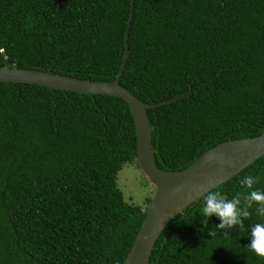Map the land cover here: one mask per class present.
Here are the masks:
<instances>
[{
	"label": "trees",
	"instance_id": "trees-1",
	"mask_svg": "<svg viewBox=\"0 0 264 264\" xmlns=\"http://www.w3.org/2000/svg\"><path fill=\"white\" fill-rule=\"evenodd\" d=\"M131 4L122 86L152 102L219 72L147 109L158 167L264 132V0H0V67L111 80ZM135 158L121 97L0 81V264H122L145 215L116 183ZM246 175L264 191V155L210 191L243 197ZM207 193L163 227L148 264H264L247 246L255 204L221 229L200 212Z\"/></svg>",
	"mask_w": 264,
	"mask_h": 264
},
{
	"label": "water",
	"instance_id": "water-1",
	"mask_svg": "<svg viewBox=\"0 0 264 264\" xmlns=\"http://www.w3.org/2000/svg\"><path fill=\"white\" fill-rule=\"evenodd\" d=\"M132 7L124 33V50L115 77L108 81L78 78L53 71L24 67H0V81L36 83L50 88L87 94H110L121 97L129 106L136 134V163L152 186L150 200L144 204L145 215L122 264H148L153 244L170 219L188 204L217 187L264 155V132L239 139L219 142L199 154L180 170L158 167L153 159L150 120L147 109L169 103L211 82L181 92L168 99L145 102L119 83L128 54V30Z\"/></svg>",
	"mask_w": 264,
	"mask_h": 264
},
{
	"label": "clouds",
	"instance_id": "clouds-1",
	"mask_svg": "<svg viewBox=\"0 0 264 264\" xmlns=\"http://www.w3.org/2000/svg\"><path fill=\"white\" fill-rule=\"evenodd\" d=\"M257 180L258 177L246 175L239 181L246 189H249L243 197L237 193L228 199L218 191H209L204 196L200 212L206 218L205 223L209 216H215L219 219L217 228L226 229L233 225H240L242 218L250 215L248 209L255 204V212L260 222L250 226L247 246L256 255L264 257V191L252 187Z\"/></svg>",
	"mask_w": 264,
	"mask_h": 264
},
{
	"label": "rangeland",
	"instance_id": "rangeland-1",
	"mask_svg": "<svg viewBox=\"0 0 264 264\" xmlns=\"http://www.w3.org/2000/svg\"><path fill=\"white\" fill-rule=\"evenodd\" d=\"M116 183L122 191L125 201L141 206H144L145 197L152 190V186L133 163H126L122 166Z\"/></svg>",
	"mask_w": 264,
	"mask_h": 264
}]
</instances>
